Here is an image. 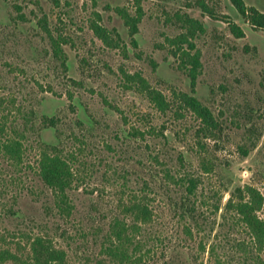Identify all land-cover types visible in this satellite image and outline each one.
Wrapping results in <instances>:
<instances>
[{"label":"rangeland","instance_id":"374dc122","mask_svg":"<svg viewBox=\"0 0 264 264\" xmlns=\"http://www.w3.org/2000/svg\"><path fill=\"white\" fill-rule=\"evenodd\" d=\"M244 2L264 12V0ZM139 4L142 17L132 39L122 14L135 16L136 0H0V135L22 129L27 119L21 161L0 154V247L17 256L0 264H23L36 236L64 250L67 264H121L103 249L109 220L121 216L144 182L152 188L153 219L137 233L132 260L123 264H214L216 257L225 264H264V242L257 249L239 222L214 210L220 197L221 206L226 201L227 188L249 184L263 195L257 214L264 220V30L244 21L230 0ZM181 16L202 24L189 38V52L199 51L194 94L220 124L213 137L174 104L173 92L191 90L182 57L167 40L186 32ZM227 20L244 35L232 34ZM94 23L118 47L105 44ZM43 26L67 41L65 72ZM135 72L172 100L170 111L159 112L128 81L126 74ZM44 117H53L55 127L44 126ZM41 142L57 144L70 158L68 215L38 176ZM239 146L249 147L246 156ZM189 177L199 180L201 229H192V236L177 205Z\"/></svg>","mask_w":264,"mask_h":264},{"label":"trees","instance_id":"16d2710c","mask_svg":"<svg viewBox=\"0 0 264 264\" xmlns=\"http://www.w3.org/2000/svg\"><path fill=\"white\" fill-rule=\"evenodd\" d=\"M233 7L239 13V15L249 23L253 28L264 30V12L260 11L254 6H248L244 0H230ZM202 10L214 17L212 10L203 2H200ZM137 12L135 16L124 12L122 14L124 23L129 29V35L134 39V35L137 33V23L141 20L142 10L139 4V0H136ZM183 22V27L186 32L180 33L175 38H167L169 43L175 46L173 51L174 55H180L182 57V64L187 70V74L190 78L191 90L190 92H173L175 95L174 104L179 110L184 109L190 111L199 121L201 132L205 137H213L220 131V124L216 120L214 114L210 108L204 105L194 94V86L197 74L199 73V51L191 54L190 49L194 48V45L189 42V38H192L198 29L202 28V24L197 20L189 17H180ZM230 32L236 37H242L244 35L243 30L234 22L227 20ZM45 28V26H43ZM46 29V28H45ZM94 33L108 46L118 47V42L113 38L105 28L94 23L92 25ZM47 30V29H46ZM50 38V45L54 56L60 60L61 66L66 71V55L62 50V44L67 43L66 39L62 36H53L50 31L47 30ZM134 41V40H133ZM184 42H188V50H183L182 46ZM179 53V54H178ZM128 81L155 106V108L161 112L166 113L172 109L173 102L166 98V96L158 89L149 85L147 80L139 73L126 74ZM19 109V108H18ZM178 110H176L177 112ZM29 113H33L31 110ZM181 115V114H180ZM26 118V116H25ZM27 122V119H26ZM25 122V123H26ZM43 125L49 127H55L56 120L53 117H44ZM24 123L22 129L13 128L12 134H8L5 137L0 135V154L6 155L8 158L15 162H20L23 155V139L26 138L25 131L27 126ZM36 131L38 139L41 137V128ZM4 132V128L0 126V134ZM136 134L143 135V132L136 130ZM249 134L252 132L249 130ZM248 137V136H247ZM250 139V138H249ZM41 147L38 153L37 160V172L43 184L49 188L55 198V205L61 212L66 215L70 214L72 204L69 197V190L72 188L74 181L73 168L71 166L70 158L66 156L62 149L57 144H46L41 142ZM254 146V142L250 148ZM240 152L243 156H246L249 151L247 146H239ZM206 172L211 168L205 167ZM166 175L170 176L169 173ZM173 179L172 176H170ZM199 180L194 177H189L186 180L185 193L178 202V208L182 213V217L188 222L184 227L185 232L192 236V229L200 230L201 223L199 222V209L197 206V187ZM150 188L149 182H144L140 188L139 195L133 194V196L124 204L122 208L121 216L114 215L109 220L107 240L109 243L103 247L104 252L109 258L115 262L123 264L126 261L132 260V251L130 249L136 247L134 242L135 236L143 228V226L149 225L153 219V210L150 206V200L147 194ZM228 197L223 206L220 205L221 197L218 200V204L214 205V210L221 209V217H231L236 222H239L257 249H261L264 242V220L259 217L257 212L263 204L262 193L252 185L245 184L243 186L237 185L229 189ZM128 219V220H127ZM245 243L241 242L238 245L240 249L246 250ZM133 245V246H132ZM201 249L204 251L205 246L201 244ZM210 255H215L216 248L211 245L208 249ZM30 256L28 260L23 261V264H67L65 260V251L53 246L52 242L43 236H36L30 244ZM7 260L16 261L17 256L10 250L0 247V263H4ZM214 264H225L219 257H216Z\"/></svg>","mask_w":264,"mask_h":264}]
</instances>
